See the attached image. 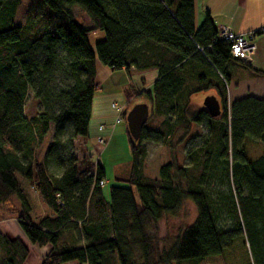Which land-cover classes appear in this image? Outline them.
<instances>
[{
	"label": "trees",
	"instance_id": "16d2710c",
	"mask_svg": "<svg viewBox=\"0 0 264 264\" xmlns=\"http://www.w3.org/2000/svg\"><path fill=\"white\" fill-rule=\"evenodd\" d=\"M20 4L0 0V207L16 216L30 243L50 246L41 264H198L241 233L252 264H264V99L229 103L227 91L236 69L255 77L264 70L232 56L209 12L195 29L193 0H27L24 24L14 26ZM73 7L88 24L73 16ZM96 31L104 39L93 52L88 35ZM96 58L111 71H156L153 84L137 95L148 103L146 124L149 114L166 118L152 137L144 134L145 124L133 140L126 126L130 168L106 195L99 161L93 173L79 177L69 149L88 135ZM29 91L43 107L32 117L25 114ZM200 92L219 100L217 118L203 108L191 111L190 99ZM192 125L205 134L186 153L187 165L171 160L158 177H145L138 168L143 142L158 143L179 127L187 133ZM246 140L262 145L256 159L247 156ZM23 182L49 210L37 221ZM185 201L196 208L194 221L159 254L151 231ZM223 215L232 221L229 229L220 226ZM27 253L21 240L0 233V264H23Z\"/></svg>",
	"mask_w": 264,
	"mask_h": 264
},
{
	"label": "rangeland",
	"instance_id": "374dc122",
	"mask_svg": "<svg viewBox=\"0 0 264 264\" xmlns=\"http://www.w3.org/2000/svg\"><path fill=\"white\" fill-rule=\"evenodd\" d=\"M201 2H225V0H201ZM247 2H264V0H247ZM27 0H21V4L17 9L14 19V26L24 24V16ZM223 8L225 7L222 5ZM221 6V7H222ZM73 16L83 24H88L87 18L77 7L71 9ZM260 9H257L259 16ZM248 14H253L251 11ZM1 29V28H0ZM252 32V31H251ZM250 33V32H249ZM246 34V33H244ZM104 39L102 32L96 31L88 35V43L90 49L95 51V44ZM254 44L256 50L250 58L254 56V63L260 68L264 67V35H255ZM257 53V55H255ZM253 63V64H254ZM96 79L98 89L93 95L91 105V117L88 124L87 137H78L73 141L69 148L73 155L77 158L79 167V177H83L93 173L94 166L97 161L102 165L104 170V184L102 187L103 194L106 195L109 187L117 185L115 178L125 177L130 161V147L128 138L125 132L126 123L120 118L117 122L118 110L112 108L115 105L117 108H122V112L127 115L132 108L138 104H148L145 97L137 95L142 90L150 87L156 79V71L149 70L144 72L131 71L129 74L124 70L111 71L102 65L97 58L95 59ZM261 68V69H262ZM236 76L232 77L229 85L230 97L233 95L243 94L247 91L246 83L234 87V83L245 79V74L248 69H236ZM242 73V74H239ZM59 81V80H57ZM60 85L59 82L55 83ZM263 84L254 89L263 91ZM250 88V87H249ZM132 95V98L127 99L126 94ZM210 92H200L192 96L190 99L191 111L202 109L204 98L210 95ZM228 100L229 95H228ZM230 102V101H229ZM58 108V107H57ZM57 108L52 107V112H57ZM43 111V107L39 100L35 98L34 92L29 91L25 102V114L28 117L37 115ZM166 120L165 117L157 114H149V122L146 124L144 134L153 136V133L158 129L159 124ZM99 128L102 129L99 131ZM205 134L203 126L192 125L188 132L179 127L177 131L169 137L161 138L160 142L144 141L146 153L140 160L138 168L145 177H158L160 167L169 161H175L179 166H186V153L193 146L198 145L202 136ZM50 135L47 137L39 154L41 159L42 152L46 143L50 140ZM101 138V139H99ZM102 140V141H101ZM106 144L104 145L105 141ZM245 151L247 156L253 160L262 153V145L259 142L246 140ZM84 159V162L82 160ZM85 163V165H83ZM218 186L222 192H227L225 186ZM23 188L27 194L29 204L31 206V218L37 221L41 217L49 213L48 208L41 202L39 195L29 184L23 182ZM216 190V189H215ZM14 208H19L18 201L13 199ZM196 215V208L193 203L185 201L180 209L173 215L163 216L156 224L153 235L156 240V248L159 254L168 252L175 243L176 237L181 232L191 225ZM220 226L224 229L231 227L232 221L225 215L221 216ZM0 233L10 239H19L27 248V257L23 264H41L45 255L50 249V246L40 247L30 243L23 233L16 216H8L3 207H0ZM231 245L227 249H223L222 253L216 257L206 258L198 264H252V257L246 242L245 235H235L231 241ZM134 262L138 263V259L134 257ZM65 264H76L68 262Z\"/></svg>",
	"mask_w": 264,
	"mask_h": 264
},
{
	"label": "crops",
	"instance_id": "0c3cea01",
	"mask_svg": "<svg viewBox=\"0 0 264 264\" xmlns=\"http://www.w3.org/2000/svg\"><path fill=\"white\" fill-rule=\"evenodd\" d=\"M193 14H194V27L197 29L204 19L205 12H209L215 26L219 28H227L233 35H239L258 30L264 27V2H247V0H225V2H201V0H193ZM224 5L225 7L223 8ZM222 6V7H221ZM257 9L260 14L257 16ZM251 11L253 14H248ZM257 55V53L255 54ZM254 63V56L250 58L249 66L253 69H261ZM245 79L239 80L234 83V87L246 83L247 91L243 94L233 95L229 93V83L227 87L229 99L232 102L244 97H254L256 99H264V90L258 91L254 87L259 86L260 83L264 86V76L255 77L249 72L244 73ZM97 82V79H96ZM250 87V88H249ZM264 88V87H263ZM229 102V103H230ZM102 130V129H101ZM99 129V131H101ZM101 139V138H99ZM106 144L107 140H104ZM130 168V161L127 173ZM121 178V177H119Z\"/></svg>",
	"mask_w": 264,
	"mask_h": 264
},
{
	"label": "water",
	"instance_id": "95a60500",
	"mask_svg": "<svg viewBox=\"0 0 264 264\" xmlns=\"http://www.w3.org/2000/svg\"><path fill=\"white\" fill-rule=\"evenodd\" d=\"M202 108L211 118H217L222 110L219 100L210 94L202 102ZM148 119V107L145 104H138L126 115L125 121L127 130L133 140H137Z\"/></svg>",
	"mask_w": 264,
	"mask_h": 264
},
{
	"label": "built area",
	"instance_id": "2783aa9c",
	"mask_svg": "<svg viewBox=\"0 0 264 264\" xmlns=\"http://www.w3.org/2000/svg\"><path fill=\"white\" fill-rule=\"evenodd\" d=\"M218 30L220 36L230 42L231 53L234 58L247 60V58L254 54V51L256 50L254 39L255 35H257L255 31L246 34L233 35L227 28L222 27ZM260 34L264 35V28L261 30ZM112 108L118 110L117 122H119L122 108H117L115 105H112Z\"/></svg>",
	"mask_w": 264,
	"mask_h": 264
}]
</instances>
